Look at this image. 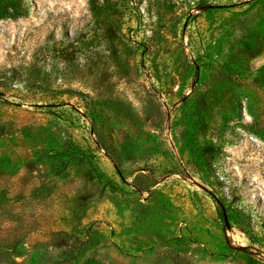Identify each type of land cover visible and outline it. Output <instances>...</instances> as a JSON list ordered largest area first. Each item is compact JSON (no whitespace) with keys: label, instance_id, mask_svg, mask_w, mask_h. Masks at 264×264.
I'll return each mask as SVG.
<instances>
[{"label":"rangeland","instance_id":"1","mask_svg":"<svg viewBox=\"0 0 264 264\" xmlns=\"http://www.w3.org/2000/svg\"><path fill=\"white\" fill-rule=\"evenodd\" d=\"M94 2L0 0V264H264V0Z\"/></svg>","mask_w":264,"mask_h":264},{"label":"trees","instance_id":"2","mask_svg":"<svg viewBox=\"0 0 264 264\" xmlns=\"http://www.w3.org/2000/svg\"><path fill=\"white\" fill-rule=\"evenodd\" d=\"M90 6L94 7L96 5V3L94 2V0H89ZM22 17H27V9L24 7V9L20 12H10V11H6L3 14L0 15V19H18V18H22Z\"/></svg>","mask_w":264,"mask_h":264},{"label":"water","instance_id":"3","mask_svg":"<svg viewBox=\"0 0 264 264\" xmlns=\"http://www.w3.org/2000/svg\"><path fill=\"white\" fill-rule=\"evenodd\" d=\"M225 219H226V216H225Z\"/></svg>","mask_w":264,"mask_h":264}]
</instances>
